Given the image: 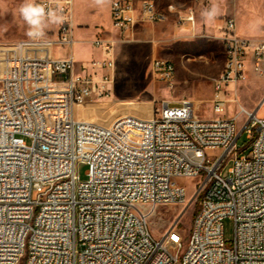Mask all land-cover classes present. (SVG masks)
<instances>
[{
  "label": "built area",
  "instance_id": "1",
  "mask_svg": "<svg viewBox=\"0 0 264 264\" xmlns=\"http://www.w3.org/2000/svg\"><path fill=\"white\" fill-rule=\"evenodd\" d=\"M36 3L65 19L43 37L0 42V264H264V119L240 105L227 115L235 85L263 72L264 40L240 37L234 21H225L228 65L212 80L211 117H198L191 101H163L148 118L127 114L102 124L78 119L75 107L111 92L114 40L89 41L99 60L55 57L53 49L75 43L74 0ZM171 14L152 1L109 2L121 43L137 24ZM191 20L180 15L177 23ZM151 70L164 83L173 78L167 60H153ZM242 115L247 156L235 147ZM77 165L86 167L85 180ZM181 178L196 179L202 197L179 255V242L172 251L152 236L148 216L186 203Z\"/></svg>",
  "mask_w": 264,
  "mask_h": 264
},
{
  "label": "rangeland",
  "instance_id": "2",
  "mask_svg": "<svg viewBox=\"0 0 264 264\" xmlns=\"http://www.w3.org/2000/svg\"><path fill=\"white\" fill-rule=\"evenodd\" d=\"M110 0H75L74 19L77 28L74 37L77 41H91L93 36L114 40V81L111 92L105 97L75 107L76 117L92 122L110 124L124 115L130 114L146 118L156 114L160 103L167 101L175 104L182 100L191 101L200 118L212 116L210 99L212 80L218 77L225 63L221 44L225 21L232 19L235 32L247 37L246 30L250 21L264 18V0H146L152 1L156 9L167 13L174 9L175 15L164 23L139 24L135 34H131V43H121L119 36L112 32L108 4ZM137 2L142 0H136ZM23 0H0V42H16L28 38V25L19 14ZM216 3L219 15L212 22H205L201 12L210 9ZM188 16L189 25L177 23L178 16ZM257 29L264 30V23ZM138 39V41H137ZM136 41V42H135ZM62 55L68 50L55 48ZM77 62L99 60L101 51L92 49L86 43H77L73 47ZM153 60H167L173 64L174 74L170 83H164L152 76ZM232 90V86L230 87ZM264 71L260 75L250 74L246 81L235 85L228 100H237L228 105V117L237 113V105L264 119ZM238 137L235 142L237 156H247L250 151L249 140L241 132L246 117L236 116ZM27 144L30 143L25 139ZM225 165L221 175L227 178ZM80 180H85L86 167L76 166ZM187 190L184 205L159 206L150 211L148 227L152 236L165 242L175 250L176 243L181 244L179 255L183 251L195 215L200 208L201 194L194 189L196 179L177 180ZM233 223L223 221V236L227 243L232 239Z\"/></svg>",
  "mask_w": 264,
  "mask_h": 264
},
{
  "label": "clouds",
  "instance_id": "3",
  "mask_svg": "<svg viewBox=\"0 0 264 264\" xmlns=\"http://www.w3.org/2000/svg\"><path fill=\"white\" fill-rule=\"evenodd\" d=\"M98 3L102 0H97ZM19 14L21 18L28 25L26 35L29 38H40L45 35V28L49 24H60L64 21V16L57 15V12L52 8L45 11L44 4L36 3V0H23L20 5ZM219 15L218 4L213 3L210 9H206L201 12V16L205 19V22H212ZM264 23V18H257L250 21L248 27L250 30H256L260 24Z\"/></svg>",
  "mask_w": 264,
  "mask_h": 264
},
{
  "label": "crops",
  "instance_id": "4",
  "mask_svg": "<svg viewBox=\"0 0 264 264\" xmlns=\"http://www.w3.org/2000/svg\"><path fill=\"white\" fill-rule=\"evenodd\" d=\"M110 2V1H109ZM74 3H75V0H74ZM172 16H174L173 14H171V15H169L168 16V18L165 20V21H162V22H157V23H164V22H166V21H168L170 18H172ZM108 17H109V4H108ZM109 24H110V27H111V23H110V17H109ZM190 24V22H188V23H185V24H183V25H189ZM139 24H137L136 26H138ZM136 26H135V28H134V31H133V35L135 34V32H136ZM78 26L76 25V22H75V19H74V29L75 28H77ZM111 30H112V32H114L116 35H118L119 36V34L115 31V30H113V28L111 27ZM237 34V33H236ZM222 35H223V33H222ZM238 36H240V37H243V36H241V35H239V34H237ZM245 36H247V37H243V38H247V39H253V40H264V30H262L261 31V29H256V30H250L249 29V27H248V29L246 30V35ZM222 37V36H221ZM220 37V38H221ZM96 38H98V37H96V36H93V38H92V40H94V39H96ZM104 39V38H103ZM105 39H109V38H105ZM74 40H75V43H74V45H76L77 43H86L88 46H89V41H77L76 39H75V37H74ZM137 41H138V39H137ZM136 42V41H135ZM124 43H126V42H124ZM129 43H131V42H129ZM221 44H222V41H221ZM74 45H73V47H74ZM73 47H71V49H70V51H68L66 54H64V55H62V54H60V53H58V52H54V49H53V54L55 55V57H60V58H67L68 56H69V54H71L72 56H73V59L76 61V59H75V57H74V55H73ZM90 47V46H89ZM222 47H223V44H222ZM58 49V48H57ZM93 49V48H92ZM61 51L62 50H64V49H60ZM77 62V61H76ZM262 70L264 71V63H263V65H262ZM251 73H249V75H250ZM253 74V73H252ZM249 75H248V77H249ZM230 90H231V88H230ZM262 94H264V90H263V92H262Z\"/></svg>",
  "mask_w": 264,
  "mask_h": 264
},
{
  "label": "bare ground",
  "instance_id": "5",
  "mask_svg": "<svg viewBox=\"0 0 264 264\" xmlns=\"http://www.w3.org/2000/svg\"><path fill=\"white\" fill-rule=\"evenodd\" d=\"M143 1H146V0H143ZM224 65H228V58H225V63H224ZM221 73H223V69H222V71H221ZM220 73V74H221ZM235 102H237V100H235ZM238 103V102H237ZM240 105V104H239ZM241 106V105H240ZM80 107V109L82 108V106H79ZM146 118H148V117H146ZM80 119V118H79ZM83 120V119H82ZM85 121H88V120H85ZM152 211V210H151Z\"/></svg>",
  "mask_w": 264,
  "mask_h": 264
}]
</instances>
